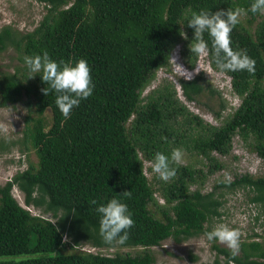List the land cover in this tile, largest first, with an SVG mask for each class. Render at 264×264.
<instances>
[{"label": "trees", "instance_id": "trees-1", "mask_svg": "<svg viewBox=\"0 0 264 264\" xmlns=\"http://www.w3.org/2000/svg\"><path fill=\"white\" fill-rule=\"evenodd\" d=\"M41 1L47 13L33 31L21 33L11 27L0 31V51L15 48L24 65L0 78V104H15L24 92L34 94L37 116L25 118V138L30 139L38 157L37 166L31 164L0 186V264H155L149 248L170 238L183 242L209 232L207 224L223 215L224 197L240 189L256 207L255 220L262 231L242 240L235 257L219 244L213 248L225 258V264H264V176L242 175L218 182L210 192L191 191L197 172L170 161L176 175L171 182L163 181L166 205L162 206L144 171V160L153 162L155 153L171 157L173 149L184 146L205 157L214 173L222 165L213 154H228L236 134L264 162V14L248 11L247 21L241 16L230 34L233 49L255 59V73L220 70L211 38L204 33L211 66L232 79L234 93L242 98L223 126L207 125L188 111L174 86L157 90L156 97L142 98L157 72L169 66L178 46L186 66L196 67L198 55L189 47L194 29L187 26L193 12L247 10L253 0ZM45 51L56 61L75 63L84 58L91 67L93 94L72 110L70 118L56 105L55 91L48 95L41 91L47 85L39 74L28 79L24 57ZM201 79L181 82L188 101L202 94ZM179 118L184 121L175 122ZM187 125L196 133L182 129ZM5 147L2 143L1 148ZM14 187L24 194L26 206L15 198ZM124 191L131 192L121 199L127 203L134 225L122 242L108 243L99 234L96 207ZM32 206L44 214H33L27 208ZM82 241L96 248L146 250L137 255L82 251L1 259L60 253L79 247Z\"/></svg>", "mask_w": 264, "mask_h": 264}, {"label": "rangeland", "instance_id": "rangeland-1", "mask_svg": "<svg viewBox=\"0 0 264 264\" xmlns=\"http://www.w3.org/2000/svg\"><path fill=\"white\" fill-rule=\"evenodd\" d=\"M46 13V4L41 0H0V31L5 27H11L21 33L33 31ZM247 17L242 15V20L246 22ZM176 49L171 55L169 66L157 72L154 80L144 90L142 98L146 100L151 94L156 97L157 90L164 86L170 88L174 86L177 91V98L188 111L203 119L207 125L223 126L242 104V98L234 93L232 79L226 73L211 66L208 52L206 55H198L196 67L190 69L181 57L180 47L178 46ZM19 59L20 54L13 47L0 51V78L5 73H14L16 71L15 66H24ZM198 77L202 78L200 83L203 84L204 90L195 101H188L183 94L181 82L192 81ZM35 104L34 94L25 92L15 104L8 106L0 104V144L2 146L3 143L6 146L4 149L0 146V186L6 185L17 173L23 172L31 164L38 165L36 151L33 149L30 139L25 138V118L28 115L31 117L37 116ZM48 116H51L50 113ZM181 120L184 121L183 118H179L175 122ZM188 127L189 125L182 127V129L187 130L188 133H196ZM179 148L182 149L183 156L182 161L177 165L189 166L197 172V182L192 185L191 191L201 188L203 192H210L218 182L233 181L242 175L264 176L263 160L249 148L241 135L236 134L233 137L232 147L228 154L221 155L217 152L213 154L222 165V168L214 173H210L211 163L205 157L196 154L193 149H187L184 146ZM140 157L143 159L142 154H140ZM152 163L144 160V171L153 186L157 202L165 206L166 200L163 195L162 184L163 181L171 182L172 179L162 180L157 173L153 172ZM13 194L22 206H26L25 196L17 187H14ZM245 194L246 191L240 189L224 197L223 215L207 224L209 231L221 223L226 224L240 233V242L256 232L261 233L262 228L259 222L255 220L258 211L253 204L249 203ZM27 208L35 215L43 213L41 209L33 206ZM47 217L52 218V215L47 214ZM214 244L228 248L225 244L216 240L209 241L206 233H204L183 242H176L170 238L160 246L151 247L148 250L155 256V264H217L216 261H219V264H225V258L217 255L216 250L213 248ZM144 250L146 249L143 247L121 246L96 248L91 243L82 241L79 247L64 249L60 253L37 254L30 257L27 255L4 257L1 259L22 260L36 258L41 255L55 256L82 251L102 253L103 255H137L143 253Z\"/></svg>", "mask_w": 264, "mask_h": 264}, {"label": "clouds", "instance_id": "clouds-1", "mask_svg": "<svg viewBox=\"0 0 264 264\" xmlns=\"http://www.w3.org/2000/svg\"><path fill=\"white\" fill-rule=\"evenodd\" d=\"M248 11L253 14H264V0H253L247 10L236 7L215 12L203 9L193 12L187 22V26L194 29V39L189 46L191 53L207 54L209 44L204 39V33H208L215 62L220 70H247L249 73H255V59L242 50L233 49L230 35L240 23V17L246 15ZM181 35L186 36V33L181 30ZM179 47L181 49V46ZM24 63L27 67L28 79L39 74L46 83L47 86L41 90L45 95H48L50 90L57 93L55 103L65 118H70L72 110L93 94L95 85L91 75L92 70L84 58L75 63L56 61L45 51L42 55H26ZM182 156L183 151L180 148L173 149L171 157L162 152L155 153L152 163L153 172L162 180H169L176 175V169L170 167V161L179 164ZM130 195V191H124L96 207L97 213L100 214L99 234L108 243L116 240L122 242L127 237L128 230L134 225L131 211L127 203L121 199ZM95 203L93 201V204ZM206 236L209 241L216 240L225 244L231 250L232 257L238 255L241 242L237 230L221 223L207 232ZM229 264H232V261H229Z\"/></svg>", "mask_w": 264, "mask_h": 264}]
</instances>
